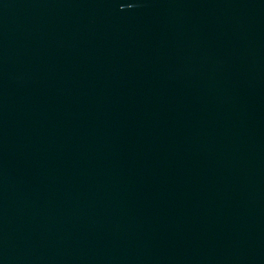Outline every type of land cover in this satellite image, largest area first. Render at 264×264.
Returning <instances> with one entry per match:
<instances>
[{"label": "water", "instance_id": "water-1", "mask_svg": "<svg viewBox=\"0 0 264 264\" xmlns=\"http://www.w3.org/2000/svg\"><path fill=\"white\" fill-rule=\"evenodd\" d=\"M0 264H264V0H0Z\"/></svg>", "mask_w": 264, "mask_h": 264}]
</instances>
